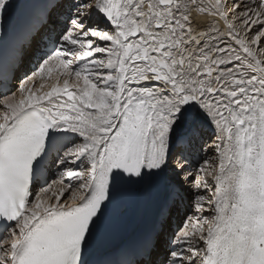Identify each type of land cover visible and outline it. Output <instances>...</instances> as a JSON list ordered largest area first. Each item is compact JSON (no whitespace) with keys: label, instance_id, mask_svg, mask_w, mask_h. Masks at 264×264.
<instances>
[{"label":"snow or ice","instance_id":"snow-or-ice-1","mask_svg":"<svg viewBox=\"0 0 264 264\" xmlns=\"http://www.w3.org/2000/svg\"><path fill=\"white\" fill-rule=\"evenodd\" d=\"M13 7L0 57L36 70L0 93V264H264V0H41L6 31ZM152 199L125 258H97Z\"/></svg>","mask_w":264,"mask_h":264},{"label":"bare ground","instance_id":"bare-ground-1","mask_svg":"<svg viewBox=\"0 0 264 264\" xmlns=\"http://www.w3.org/2000/svg\"><path fill=\"white\" fill-rule=\"evenodd\" d=\"M256 51H257L258 55L264 56V52H262L260 48H257ZM32 56L33 55H28V56L25 57V60H24V62L22 64L20 70L16 73V78L19 77L20 75H21L22 78L19 81V84L15 83V84H18V85L13 88V90L11 91V94L15 93L17 97H19L21 95V93L18 91L20 83L25 79L26 75H31V73L34 71V69L31 67V64L33 63ZM54 75H55V73H54ZM36 79L39 82L40 78L37 77ZM51 82H52L51 80L48 81V83H51ZM0 111H2V109H0ZM209 133H210V131L207 130V135H210ZM211 142L212 141H210L209 143H211ZM208 154L211 155L210 153H208ZM198 179H199V177L197 176L196 180H198ZM189 191H195V189H189ZM65 195H67V193ZM186 215H195V213H194V211H188V212H186ZM204 215L210 216L211 213L205 212ZM184 218H185V216L183 217V219L181 221V227L183 225Z\"/></svg>","mask_w":264,"mask_h":264}]
</instances>
